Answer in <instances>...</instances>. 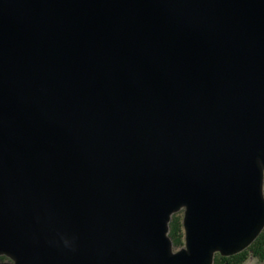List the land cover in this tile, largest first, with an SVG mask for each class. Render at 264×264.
Here are the masks:
<instances>
[{
	"label": "water",
	"instance_id": "water-1",
	"mask_svg": "<svg viewBox=\"0 0 264 264\" xmlns=\"http://www.w3.org/2000/svg\"><path fill=\"white\" fill-rule=\"evenodd\" d=\"M263 230L264 0H0V264H213Z\"/></svg>",
	"mask_w": 264,
	"mask_h": 264
},
{
	"label": "rangeland",
	"instance_id": "rangeland-1",
	"mask_svg": "<svg viewBox=\"0 0 264 264\" xmlns=\"http://www.w3.org/2000/svg\"><path fill=\"white\" fill-rule=\"evenodd\" d=\"M184 215H185V211L184 210L178 211L174 215L173 230H172V232L174 234L175 241L178 239V242H180V243H177L179 246H176V247H179V248H176L174 246L175 247L174 248L175 250H178V249L182 248L183 246H186V238H185L186 234H185V228H184ZM180 226H182V227H180ZM263 232H264V230L262 231V233ZM180 236H181V238H180ZM254 242L250 246L246 247L244 250H241V251H239L237 253H234V254H231V255L223 254L220 251L215 252L214 259L217 262L215 264H221L224 257H230V256L236 255L238 253H242V254L243 253H248L247 258H246V261L243 262V263H241V264H264V260L258 259L252 253V250L253 249H256V247H253L252 246L254 244Z\"/></svg>",
	"mask_w": 264,
	"mask_h": 264
},
{
	"label": "trees",
	"instance_id": "trees-1",
	"mask_svg": "<svg viewBox=\"0 0 264 264\" xmlns=\"http://www.w3.org/2000/svg\"><path fill=\"white\" fill-rule=\"evenodd\" d=\"M174 215H173L172 220L170 222V232H169V234H170V236H171V238L173 240L174 246L176 247V246H179L177 243H180V242H178V239L175 241V237H174V234L172 232ZM180 227H182V226H180ZM180 238H181V236H180ZM252 246L256 247V249L252 250L253 255L255 257H257L258 259H260V260H264V232L255 240V242H254V244ZM176 248H179V247H176ZM247 255H248V253H243V254L242 253H238V254L232 255L230 257H224L221 264H241V263L246 261ZM1 258L4 259V260H9V257H7V256H2ZM215 263H217V262L214 259V263L213 264H215Z\"/></svg>",
	"mask_w": 264,
	"mask_h": 264
}]
</instances>
